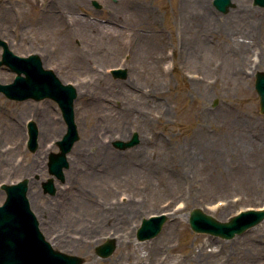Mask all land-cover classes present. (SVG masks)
Returning <instances> with one entry per match:
<instances>
[{
	"label": "rangeland",
	"instance_id": "1",
	"mask_svg": "<svg viewBox=\"0 0 264 264\" xmlns=\"http://www.w3.org/2000/svg\"><path fill=\"white\" fill-rule=\"evenodd\" d=\"M97 1L100 7L93 0H0V37L16 54L38 53L44 67L77 87L75 144L85 138V128L106 144L104 150L92 146L79 154L75 167L74 144L65 180L55 179V194L45 193L49 154L59 150L57 140L67 130L61 109L52 98L16 100L0 92V150L16 147L14 136L2 131L4 117H15L21 127L13 167L0 164V184L28 178L31 207L46 238L55 248L83 256V264H264V219L232 238L195 232L189 223L197 207L228 220L264 204V113L255 88V73L264 70L259 63L264 7L233 0L222 12L207 0L216 18L209 22L189 0ZM58 9L64 13L61 21L54 14ZM190 13L191 20L184 17ZM241 50L245 63L235 61ZM2 51L0 45V58ZM117 66L126 68L125 77L109 71ZM1 75L8 79L0 82L8 83L16 73L2 65ZM92 96L101 110L95 118L80 119L79 109ZM44 101L55 108L65 131L58 138L39 133L33 152L27 122L39 125L46 114L36 106ZM134 131L141 137L138 144L123 150L113 145ZM107 150L110 162L104 161ZM33 158L39 160L35 168L16 167ZM189 188L199 200L187 199ZM118 196L138 203L134 215L115 224L109 207ZM5 197L0 187V204ZM170 198L179 199L172 209L165 207ZM228 203L226 215L215 210ZM173 209H181L177 221ZM162 212L167 218L160 233L138 240L142 219ZM76 217L87 226V242L68 248L57 237L79 239L84 231ZM116 230L129 232L130 242L122 243ZM108 237L115 238L116 249L102 257L95 249ZM160 239L165 246L157 247Z\"/></svg>",
	"mask_w": 264,
	"mask_h": 264
},
{
	"label": "water",
	"instance_id": "2",
	"mask_svg": "<svg viewBox=\"0 0 264 264\" xmlns=\"http://www.w3.org/2000/svg\"><path fill=\"white\" fill-rule=\"evenodd\" d=\"M94 4H100L94 0ZM214 4L223 12H227L233 5L232 0H214ZM254 4L264 6V0H254ZM4 46L3 58L0 65L6 63L17 72L12 83H0V91L11 98L42 99L52 97L59 102L63 116L67 122V132L58 140L59 152H52L49 160V171L61 180H64V167L69 166L67 153L79 139L77 124L75 122L74 101L77 89L73 84H65L57 74L43 66V61L38 54L19 56L10 50L5 40L0 38ZM24 73V74H23ZM116 76L125 77L126 69H114ZM255 87L260 97V109L264 112V71L256 73ZM28 146L31 150L38 147V127L34 121L28 125ZM140 142V135L135 131L127 139H117L113 144L119 149H127ZM46 192L54 194L56 187L54 178L43 182ZM7 191V199L0 208V264H81L84 258L68 254L55 249L39 228V222L30 209L27 197L28 179L25 178L16 184H3ZM264 219V209L248 210L231 217L228 221H220L200 208H195L190 214V224L197 232H208L225 238H232L237 233H242L249 227ZM165 215L144 218L139 227L138 239H148L157 235L164 222ZM116 248L114 240L97 247V253L107 257Z\"/></svg>",
	"mask_w": 264,
	"mask_h": 264
},
{
	"label": "bare ground",
	"instance_id": "3",
	"mask_svg": "<svg viewBox=\"0 0 264 264\" xmlns=\"http://www.w3.org/2000/svg\"><path fill=\"white\" fill-rule=\"evenodd\" d=\"M190 4L193 5V8L195 9L196 13H198L202 18L206 19L209 22H214L215 21V17L212 15L207 0H189ZM54 14L58 17V20H63L64 18V13L63 11H61L60 9H58V11L54 12ZM184 17L191 20L192 14L190 13L189 16H186L184 14ZM263 23V19L261 20ZM246 47V46H245ZM246 56L244 51H240L239 53H237V57L235 59V61H239L240 63L246 62ZM264 58H262V56H260L259 59V63L262 64L264 63ZM5 74V73H4ZM8 77H6V75H1L0 77V81L1 80H7ZM143 92H141L139 95H141ZM136 96L138 94H135ZM86 104L89 103L87 106L89 108L85 109L86 104L82 105L81 108L79 109V117L80 119H83L85 116H91L93 118L97 117L99 111L102 108L101 103L98 101V99H95V97H91V99L89 100L88 98L85 100ZM27 107L28 108H34V104L32 103H27ZM37 109L36 110H40V111H44L45 112V116L43 119H39L38 122V128H39V133L42 136L45 135H53V138H58L60 137L64 131H65V127H60V118L58 117L55 108L52 106V104L49 101H44L43 103H41L40 105L36 106ZM91 109V110H89ZM1 110V107H0ZM108 110V109H105ZM110 110L112 111V109L110 108ZM4 119L7 121L4 124V129L2 130L3 132H8L10 133V135H13L15 138V143H16V147L17 148L20 145V141H18L19 136L21 135V127L19 126L18 120L15 117H12L11 115H7L6 117H4ZM84 131V136L85 138L83 140H81L79 143H76L74 148H73V153L72 156H70V159L72 161V163L74 164V167L77 164V157L79 154L83 153L84 151H89V148L92 146H96L99 150H104L106 148V144L104 142V140L97 134L93 135L91 133V130L89 128H85L83 129ZM140 141H141V137H140ZM12 149H6V150H0V164L2 165H13L11 163V159L13 158V150ZM22 150V149H21ZM109 151L107 150L105 152V158L104 161L106 162H110V158H109ZM39 164V160L38 158H33L27 165H24L23 163H20L19 165H17L16 167H20L23 166L21 168L24 169H29V168H35L36 165ZM182 168H177V167H173V170L176 171H181ZM226 172H230L232 170V167L229 166L227 168L224 169ZM264 171V170H263ZM152 172L151 168H147V173L150 174ZM161 172L163 174H167V168L166 167H162L161 168ZM192 172V171H191ZM97 172H95L96 174ZM195 177V176H194ZM178 181V180H177ZM172 187H175L176 184L175 182H172L171 184ZM185 193L187 194V199L191 200V201H196L199 200V197L195 196L193 193L194 191L189 188V190H185ZM36 196H34L33 201H36ZM117 198V196H116ZM111 200V199H110ZM179 200V199H178ZM174 201V199L170 198L169 201L165 204V207L172 209L174 207V205L176 204V202L178 201ZM184 203L186 204V199L183 198ZM136 201L131 200V199H126L125 201H120L119 196L118 199L116 201L111 200L110 203V217L111 220L113 221V223L117 224V223H121V222H125V218H128V215H134L137 211L136 206H137ZM229 205L226 204L223 207H217L215 210H219L221 209V214L222 215H226V208ZM94 209H96L97 211L101 210V208H98V204H93L92 206ZM181 210V209H180ZM180 210H174L171 213V216L173 218L174 221H177L178 217L177 213ZM78 224L82 226V230L84 231L82 235L79 236V239L77 238H70V239H65L63 235H59V237H57L62 243H64L68 248H77V246L82 245L83 242H87V238L84 235L85 233V228H87V226L84 223H81V220H83V218L80 217H76ZM100 225V224H99ZM98 225V226H99ZM97 226V225H96ZM97 226V227H98ZM94 227V226H92ZM87 230V229H86ZM122 230V229H121ZM121 230H116V234H118V237L120 238L122 243H129L130 242V238H131V234L129 232L125 231H121ZM162 238V237H161ZM166 244L164 243V241L162 239H160L157 243V247L160 246H165ZM153 260V259H152Z\"/></svg>",
	"mask_w": 264,
	"mask_h": 264
}]
</instances>
